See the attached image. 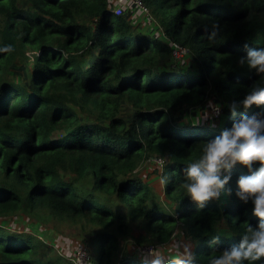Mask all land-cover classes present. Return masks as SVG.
Wrapping results in <instances>:
<instances>
[{
  "label": "trees",
  "instance_id": "obj_1",
  "mask_svg": "<svg viewBox=\"0 0 264 264\" xmlns=\"http://www.w3.org/2000/svg\"><path fill=\"white\" fill-rule=\"evenodd\" d=\"M142 2L160 31L134 23V10L115 14V0H0V218L75 227L83 264H143V247L169 241L179 250L164 264L189 254L208 264L258 222L235 195L248 170L237 164L231 193L198 208L181 188L184 168L234 120L264 111L229 109L264 85L239 63L264 48V0ZM207 102L222 106L220 118L190 122ZM151 161L156 180L138 172ZM0 264L76 263L0 222Z\"/></svg>",
  "mask_w": 264,
  "mask_h": 264
},
{
  "label": "clouds",
  "instance_id": "obj_2",
  "mask_svg": "<svg viewBox=\"0 0 264 264\" xmlns=\"http://www.w3.org/2000/svg\"><path fill=\"white\" fill-rule=\"evenodd\" d=\"M216 32L209 35L214 40ZM250 69L264 76V48H249L239 60ZM252 106L264 108V85L253 87L241 101L229 105L235 114L237 108L248 109ZM211 114L202 111L194 124L212 119L219 114V105L209 103ZM161 171L166 161H157ZM240 164L248 170L237 179L235 195L243 203L251 202L252 214L257 217L255 226L246 225L238 244L222 249L210 257L208 264H256L264 260V111L252 115H242L232 122L230 128L223 129L202 145L200 155L187 163L181 188L198 208H204L209 202L219 200L231 181V170ZM259 164V167L256 165ZM169 177L162 175L161 184H167ZM229 194L231 189H227ZM219 237L214 238L218 242ZM194 256L189 254L186 264H191ZM143 264H164V258L156 255Z\"/></svg>",
  "mask_w": 264,
  "mask_h": 264
},
{
  "label": "rangeland",
  "instance_id": "obj_3",
  "mask_svg": "<svg viewBox=\"0 0 264 264\" xmlns=\"http://www.w3.org/2000/svg\"><path fill=\"white\" fill-rule=\"evenodd\" d=\"M126 10L127 11L131 10L132 12L134 9H126ZM131 14H132L131 16H133L134 23L137 22L141 26H144L145 29L150 32L160 31L158 28L157 22L154 20V18H152V16L150 19L151 21H148L147 23L144 24V22L147 21L146 19L148 18L147 15L137 14L136 11L135 12L133 11ZM182 54H184L183 51H181L180 49L176 50V56L179 57ZM181 67L184 69H190L191 72L195 71L194 69L190 68V66H187V64L181 65ZM209 103L215 104V105H218V103L207 102L205 106L206 107L205 111L211 114V108L209 107ZM199 115L200 113L198 114V116ZM221 115H222V106L219 105V114L217 116L215 115L212 116V118L219 119ZM197 117H195V119ZM188 120L190 122H194L192 118H189ZM213 120L214 119H212V121ZM153 164L154 163H152V161L149 163L143 162L138 167V172L142 173L143 175L150 174L152 179L156 180L157 177H156V173L154 172V166H152ZM0 222L2 225L9 228L10 230H17V231L26 232V233L38 236V238H41L50 246V251L52 253L63 256L67 262L68 261L75 262V263L77 262V260L75 259V252H76V249L80 247L79 244L82 242V237L79 231L75 227L69 224H66L62 221L52 220L49 218L40 220L36 218H31L24 214H21L18 216H9L7 218H0ZM157 248L158 250H156V247H154V249H152L151 254H153L154 256L160 255L164 259H167L168 257H170V254L172 253L174 254L175 250H179L178 247L173 244V241H169L166 244H164L163 247L158 246ZM147 249H151V247H148ZM132 250H135V248L132 247L131 250L129 251H132ZM141 253L143 255L146 254L145 258H147L148 260L154 257V256L147 255V254H150L149 252L143 253L141 251ZM88 258H89V253H88Z\"/></svg>",
  "mask_w": 264,
  "mask_h": 264
},
{
  "label": "built area",
  "instance_id": "obj_4",
  "mask_svg": "<svg viewBox=\"0 0 264 264\" xmlns=\"http://www.w3.org/2000/svg\"><path fill=\"white\" fill-rule=\"evenodd\" d=\"M124 9H134V11L137 10V12L139 11V14H145L147 15V19L150 20L151 19V15L148 12L147 8L145 7V5L143 4L142 0H115V7L113 9L115 14H120L122 13V11ZM172 45V54H174L173 56L175 58H181L185 55V53L187 52V48L180 46L176 43H171ZM180 49L181 51L184 52V54H182L181 56H176V50ZM217 116V115H215ZM159 159H155L154 161H158ZM148 247H151V249H147ZM147 249V250H145ZM152 249H154L153 246H145L141 249V251L143 253L145 252H149L150 254L152 253ZM145 251V252H144ZM75 259L77 260L76 264H83L86 263L88 261V251L84 246H80L76 249L75 252Z\"/></svg>",
  "mask_w": 264,
  "mask_h": 264
}]
</instances>
